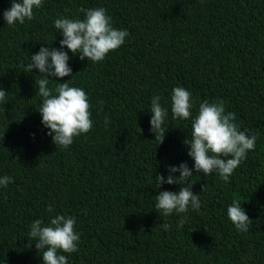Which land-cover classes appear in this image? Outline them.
I'll return each instance as SVG.
<instances>
[{
  "label": "trees",
  "instance_id": "16d2710c",
  "mask_svg": "<svg viewBox=\"0 0 264 264\" xmlns=\"http://www.w3.org/2000/svg\"><path fill=\"white\" fill-rule=\"evenodd\" d=\"M11 2L0 0V89L7 93L0 177L13 180L0 186V264H43L30 224L57 214L75 217L80 236L77 252L60 253L68 264H264V0H43L34 19L9 26L2 13ZM101 7L128 36L96 63L63 49L72 75L53 77L48 87L54 93L69 80L82 88L92 128L56 148L38 112L35 81L46 77L24 68L41 47L60 48L57 18L83 19L80 9ZM177 86L191 93L193 116L205 100L222 102L257 139L229 182L193 172L200 208L165 218L155 212L154 196L181 186L157 189L155 176L194 164L183 143L191 120L173 119L170 110ZM154 95L168 109L160 144L149 123ZM233 199L253 221L247 232L227 217Z\"/></svg>",
  "mask_w": 264,
  "mask_h": 264
},
{
  "label": "clouds",
  "instance_id": "9594fccd",
  "mask_svg": "<svg viewBox=\"0 0 264 264\" xmlns=\"http://www.w3.org/2000/svg\"><path fill=\"white\" fill-rule=\"evenodd\" d=\"M43 0H12L9 9L3 11L2 17L7 25L23 24L34 19V9L42 6ZM83 19L60 17L54 21V28L61 34L60 48L41 47L32 55L24 71L31 73L38 70L44 77L35 83L38 85L36 95L42 98L38 110L42 125L48 129V135L57 147L68 148L75 137L88 133L92 128L91 104L82 88L70 86L69 80L57 83L55 91L48 87L49 79H62L72 75L68 66V52L79 54L81 61L87 59L93 63L103 61L106 55L117 50L128 36L126 30L114 28L111 17L104 8L80 9ZM67 49L68 52L63 51ZM78 74V73H77ZM7 93L0 89V103L5 102ZM170 110L173 119L191 120L190 138L183 143L187 147V155L194 161L193 168L187 163L179 166H169L168 176L156 175L157 189L163 184H177L181 187L177 192L160 191L155 197V212L167 218L173 213H187L189 207L200 208L199 194H193L189 177L193 172L204 176L217 173L224 182H229L234 170L242 163L249 151L255 149L257 137L241 131L235 123L236 114L226 112L222 102L203 101L199 104L197 113L193 116L191 93L183 87L172 89ZM102 104V102H100ZM150 130L159 144L163 142L166 129L163 127L168 109L161 105V97L154 95L151 100ZM105 123H108L107 119ZM143 130L137 127V133ZM3 135L0 136V142ZM179 176H175V173ZM11 177H0V186L6 187L12 183ZM202 190V189H201ZM53 213L49 205L46 209ZM227 217L238 232L249 231L252 220L237 199L227 207ZM187 217H182L178 227H183ZM76 218L57 214L50 218L48 224L36 219L30 224L28 236L35 241V248L40 253L43 264H68L66 255L78 251L79 233L75 230ZM167 232L171 225L167 222L159 225ZM32 245V244H31ZM29 245V247L31 246Z\"/></svg>",
  "mask_w": 264,
  "mask_h": 264
}]
</instances>
